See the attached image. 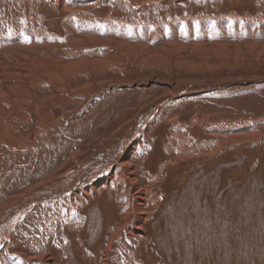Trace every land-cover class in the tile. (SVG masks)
I'll return each mask as SVG.
<instances>
[{
	"label": "rangeland",
	"instance_id": "rangeland-1",
	"mask_svg": "<svg viewBox=\"0 0 264 264\" xmlns=\"http://www.w3.org/2000/svg\"><path fill=\"white\" fill-rule=\"evenodd\" d=\"M147 110L128 160L143 232L121 230L110 264H264V0H0L3 213L96 165ZM118 173L74 214L63 196L30 203L0 264H102L136 217Z\"/></svg>",
	"mask_w": 264,
	"mask_h": 264
},
{
	"label": "bare ground",
	"instance_id": "bare-ground-1",
	"mask_svg": "<svg viewBox=\"0 0 264 264\" xmlns=\"http://www.w3.org/2000/svg\"><path fill=\"white\" fill-rule=\"evenodd\" d=\"M148 107H150V106H148ZM152 113H153V111L147 110L146 113L143 115V112H141L140 115H139L140 117L139 116L137 117L138 119L136 121V124L133 126V128H130V132H124L123 136H124L125 140L122 139L121 140L122 142L119 144V146H117L114 149H112L111 152L109 153V155H106L103 159L97 160L98 163L96 165H92V166H89V167L87 165L83 169L74 170V172H72L70 174L66 173L65 175H68V176L66 178L60 179V181H61L60 184L59 183L56 184V182H53L51 184H54V185L56 184L55 186L50 185L49 187L47 186L48 188H46V189H42V190L38 189L37 191H35V195L34 196L26 198L25 201L22 204L15 205L11 211H8V213H3L4 209H6L8 207L7 204H6V207H2L1 210H0V246L4 242L6 243V241H7L6 244H8V246L11 243H13L12 240L9 241V236L11 234V231L14 229L15 225L17 224L16 220L17 221L21 220V217L24 216L25 213L29 210V207H27V206H29L30 203L35 202L36 199L40 200V199H43V198L45 199V198H48V197H56V195H57V197L63 196L65 198H67V199L69 198L68 201L70 202V208H71V213H69V214L70 215L74 214V213H76L78 211L77 210V206H76V200H75L76 198H78L77 197L78 193H80L82 195H85V196H87L89 193H93V191L95 189V185L97 183L100 184V185H101V183H102V185H107L109 183V181L113 178L114 172L118 171L119 172L118 176H116V177H118L117 178L118 181L121 180V183H123L124 180H127L130 183V191L133 192V197H134L132 202L129 203V209H128V212L125 215L128 216L130 214V212L136 211V217H135L134 225H132L129 228V230L126 227L127 223H125V225L119 226L118 228L113 230V232H111V235L109 234L110 235L109 238L108 237L106 238L108 240H106L107 243H106V247L104 249L103 255H102V259H101L102 262L101 263L102 264H110L109 252H111L110 249H111V246L113 244V241L116 240L115 238L119 237L121 235V230L126 229V232L129 234V236L133 235L134 233H142L143 232L141 223H142V221L144 219V214L140 211L141 210L140 204L145 200L143 198V193H145V192L147 193L148 189L146 187H141L139 185V181L141 179L138 180L136 178V174H135L136 172L133 169L134 166L128 160H129L130 154L133 152V150H135L137 144L141 143V140L142 141L144 140L145 133H146L145 132L146 131L145 126L148 123V121L150 120L149 116ZM140 122H141V125H140ZM144 129H145V131H144ZM132 130H133V132H136V131L137 132L135 134L131 133ZM132 134L134 135V137L132 136ZM124 143H126V144H124ZM123 144L125 146L127 145L126 148H125V146H123ZM177 153H179L178 150H177ZM176 161H177V158H175L174 161H172V162H171V159L168 158L166 164L167 165H170L171 163L174 164V162H176ZM92 163H95V161H93ZM142 163H143V161H142ZM97 165H98V168H97ZM157 167H158V165H157ZM87 169H90V172L93 173L92 176H90V178H88V180H86L84 182V185H87V186H84V188H83V186L82 187L71 186V184H72L70 182V181H72L71 179L78 178ZM144 170H146V169H144ZM150 171H151V169L149 170V173H150ZM161 172H162V169L159 167L158 168V173L153 175V176H151L150 180L146 176H144L143 180L149 182V186H152L153 183L155 181H157V179L160 178V176L162 175ZM116 177H114V178H116ZM115 184H118V183H115ZM37 187H38V185L35 187V189H37ZM50 187H52V188H50ZM114 189H116V188H114ZM156 191H157V189H156ZM59 193H64V194H59ZM148 193H149V191H148ZM149 200H150V198L146 199L145 201H149ZM78 209H79V207H78ZM57 214L59 215V213H57ZM113 223H115V222H113ZM46 232H47V230H46ZM7 255L9 257L10 253L7 252ZM48 255L49 254H46L45 252L42 251V253H40L37 256L28 257L24 253H21V252L17 251V253L14 252L13 254H11L12 258H10V259L11 260L15 259L18 264H21V263L22 264H32V261H33L32 259L33 258H38V260H41L43 264H58V263H55L54 261H52L53 258H51ZM21 256L23 257V259L21 258L22 261L20 260ZM64 260L65 259H63V261ZM64 263H66V262H64ZM34 264H36V263H34Z\"/></svg>",
	"mask_w": 264,
	"mask_h": 264
}]
</instances>
